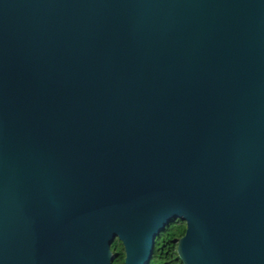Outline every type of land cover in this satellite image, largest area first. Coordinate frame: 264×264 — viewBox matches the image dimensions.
<instances>
[{"label": "water", "instance_id": "obj_1", "mask_svg": "<svg viewBox=\"0 0 264 264\" xmlns=\"http://www.w3.org/2000/svg\"><path fill=\"white\" fill-rule=\"evenodd\" d=\"M264 264V0H0V264Z\"/></svg>", "mask_w": 264, "mask_h": 264}, {"label": "trees", "instance_id": "obj_2", "mask_svg": "<svg viewBox=\"0 0 264 264\" xmlns=\"http://www.w3.org/2000/svg\"><path fill=\"white\" fill-rule=\"evenodd\" d=\"M185 233V222L177 221L168 225L156 239L154 255L149 264H183L177 254V241ZM112 251L116 255L113 264H125V251L119 240L113 243Z\"/></svg>", "mask_w": 264, "mask_h": 264}]
</instances>
